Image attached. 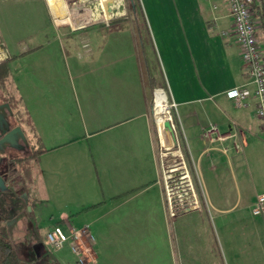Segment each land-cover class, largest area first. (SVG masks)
<instances>
[{
    "label": "crops",
    "instance_id": "0c3cea01",
    "mask_svg": "<svg viewBox=\"0 0 264 264\" xmlns=\"http://www.w3.org/2000/svg\"><path fill=\"white\" fill-rule=\"evenodd\" d=\"M138 2L147 36L143 31L140 40L137 29L136 35L143 55L148 48L153 54L161 84L146 63L135 61L126 22L109 27V47H69L53 30V25L61 32L67 29L56 24L60 17L54 0H45L50 26L42 14L28 13L22 20L21 2L0 0V43L8 59L9 82L32 120L37 148L44 149L37 162L44 195L33 210L43 216L39 209L44 208L47 222L61 221L65 229L93 223L97 264L106 260L96 246L116 240L113 229L117 226H109L107 217L124 214L134 199L146 196L159 173L151 122L153 87L163 86L176 102L177 131L192 150L200 151L205 173L211 164H220L218 146L237 135L243 148L251 142L264 148V141L256 140L261 130L254 99L241 107L226 96L233 87L253 90L232 36L226 0ZM62 5L73 28L69 0H62ZM258 37L263 49L264 36ZM90 55L94 58L88 60ZM88 70L95 74L86 84L93 88L92 97L86 94L85 80H80ZM211 125L217 128L212 140L203 137ZM217 134L223 138H215ZM92 205L81 214L92 213L91 220L79 223L81 215L76 214ZM164 212L166 216V208ZM168 230L175 264V232L169 223ZM212 247L221 259L214 235Z\"/></svg>",
    "mask_w": 264,
    "mask_h": 264
},
{
    "label": "rangeland",
    "instance_id": "374dc122",
    "mask_svg": "<svg viewBox=\"0 0 264 264\" xmlns=\"http://www.w3.org/2000/svg\"><path fill=\"white\" fill-rule=\"evenodd\" d=\"M17 1L21 2L22 20L26 19L28 13L42 14L44 22L48 26L52 25L45 0ZM138 1L141 3V0H69L73 22L71 28L62 0H54L55 14L60 17L56 24L67 28L61 32L53 25L54 33L65 46L92 50L100 46L109 47V27L126 22L130 27L135 61L146 63L159 82L154 56L149 48L148 53L143 55L132 23L133 17L141 22L140 8L136 14L131 11V6L137 5ZM262 51L264 53V48ZM93 58L94 55L88 56V60ZM3 59L6 60L5 52L0 53V60ZM0 65L2 68L7 67L4 62ZM82 73L84 75L80 80H85L86 94L92 97L93 88L86 84L94 80L95 74L93 70ZM10 84L9 78L4 84L0 83V97L10 94L17 97ZM156 88L166 91L163 86ZM152 96L153 90L151 122L156 134L159 164L156 182L146 189V196L131 202L126 213L118 212L107 217L109 226H117L113 229L116 230V240L104 242L100 248L96 246L97 251L100 250L106 264H173L169 223L172 233L175 232V264H264V216L251 213L257 193L264 188V148H257L253 142L243 148L239 135L228 139L226 143L223 141V145L216 149L221 154L218 158L220 164H211L207 174L200 165V151L192 150L181 134L177 132L175 139L166 131L159 134L153 117ZM18 108L22 111L19 104ZM22 124L30 150L21 153L22 156L13 165L7 168L0 166L7 185L0 192V232L12 242L23 260L36 264H77L66 246L57 250L45 244V234L52 226L57 224L64 230L65 226L61 221L47 222L49 216L44 208L39 209L43 216L37 214L36 209L33 210L34 203L44 195V189L37 162L32 156L38 144L28 126L24 122ZM258 139L264 141V132L257 134ZM161 140L164 145L160 149ZM234 142L239 144L237 151L233 148ZM29 152V157H23ZM87 211H80L76 215ZM91 214L81 215L79 223L90 221ZM179 221V225L174 224ZM86 225L90 229L87 233L93 236L94 224ZM213 235L217 239L221 259L212 247ZM84 238L77 248L83 252L85 264H97L95 239L92 242V239ZM85 248H88L87 252Z\"/></svg>",
    "mask_w": 264,
    "mask_h": 264
},
{
    "label": "built area",
    "instance_id": "2783aa9c",
    "mask_svg": "<svg viewBox=\"0 0 264 264\" xmlns=\"http://www.w3.org/2000/svg\"><path fill=\"white\" fill-rule=\"evenodd\" d=\"M230 16L233 24L232 36L234 41L240 48V57L246 78L253 84V90L250 91L245 87H233L226 91V96L231 99L236 106L245 107L248 104L249 98L254 99L255 115L259 121V127L264 132V53L260 46L258 37V21L255 18L254 5L259 0H226ZM162 90L165 96L164 100V119L159 123L156 120L155 105H156V92ZM153 104V117L157 125L159 134L163 131L169 132L174 138L177 131V123L174 117V110L176 109V102L169 98L163 88H154L152 96ZM168 121L170 129L164 127V122ZM215 125H211L203 132V137L212 140V133L216 132ZM217 139H222L223 136L217 134ZM175 139V138H174ZM164 142L161 140L159 147H163ZM233 148L237 151L239 144L234 142ZM172 211V210H171ZM251 213L255 216H264V193L256 195V200L251 207ZM85 227H69L63 229L60 225L52 226L45 234V244L50 249H61L64 246L68 248L70 253L74 256L77 264H85L83 252L77 248L78 243L82 242L84 236L86 240L94 237L87 233L89 231L88 225ZM84 244V243H83ZM88 251V248H85Z\"/></svg>",
    "mask_w": 264,
    "mask_h": 264
},
{
    "label": "trees",
    "instance_id": "16d2710c",
    "mask_svg": "<svg viewBox=\"0 0 264 264\" xmlns=\"http://www.w3.org/2000/svg\"><path fill=\"white\" fill-rule=\"evenodd\" d=\"M138 5L139 3L137 5L133 4L131 6V11L133 14H136L137 9L140 8ZM254 10H255V18L257 19L259 25L257 32L258 36L259 34H262L264 36V0H259V2L256 5H254ZM132 23L135 25L137 29L140 40H142L143 31H144V36L145 37L147 36V29L145 28L144 23L138 22L137 20H135L134 17ZM35 48L36 47H33L31 49H35ZM21 54H24V52H22ZM3 62L7 64L8 59ZM8 78H9L8 68L7 67L2 68L0 65V83L4 84L6 79ZM152 89H154V87ZM19 101H20L19 98L18 97L15 98L12 94L8 95L7 97L6 96L0 97V102L8 103L10 109L18 116L19 122L21 123L24 122L28 126L29 130L32 131L33 129L32 120L26 111H24L23 109L22 111L19 110L18 108ZM43 151L44 149L41 146H39L35 150V152L32 153V156L36 160V162H38L39 155ZM93 207L94 205L88 206L83 208L81 211L89 210ZM0 264H36V263L33 261H27L21 259L17 254L12 242L9 239L5 238L0 232ZM49 264H59V263L50 262Z\"/></svg>",
    "mask_w": 264,
    "mask_h": 264
},
{
    "label": "flooded vegetation",
    "instance_id": "af4514ba",
    "mask_svg": "<svg viewBox=\"0 0 264 264\" xmlns=\"http://www.w3.org/2000/svg\"><path fill=\"white\" fill-rule=\"evenodd\" d=\"M3 48L2 45L0 43V51L2 52ZM0 52V53H1ZM3 60H0V63H2ZM6 102H0V105L4 104ZM7 111V112H6ZM4 118L8 123V126H4L0 128V138L3 137V135L11 130L12 128L16 127V126H20L23 134L25 136V140L22 139L20 136H17L16 141L14 144H10V143H5L1 148H0V166H4V168L9 167L12 163H15L16 160L21 157L22 155H20L21 153L25 152V151H29L30 150V143L28 141V138L26 136L25 133V128L23 127V124L21 122H19L17 115H15V113L11 110V112H9L8 110H6L4 108ZM30 153L27 155H24L23 157H29ZM13 165V164H12ZM0 175L2 177V173L0 171ZM5 182V181H4ZM7 186V185H6Z\"/></svg>",
    "mask_w": 264,
    "mask_h": 264
},
{
    "label": "water",
    "instance_id": "95a60500",
    "mask_svg": "<svg viewBox=\"0 0 264 264\" xmlns=\"http://www.w3.org/2000/svg\"><path fill=\"white\" fill-rule=\"evenodd\" d=\"M1 52V51H0ZM4 108L6 110H8L9 112H11V109L8 105V103H4L2 105H0V128L4 126H8L7 121L4 118ZM164 127L167 129H170V124L168 121L164 122ZM17 136H20L22 139L25 140V136L23 134V131L21 129L20 126H16L14 128H12L11 130L7 131L2 138H0V148L5 144V143H10V144H14L16 141ZM6 184L3 180V178L0 175V192L4 191L6 189Z\"/></svg>",
    "mask_w": 264,
    "mask_h": 264
},
{
    "label": "bare ground",
    "instance_id": "6f19581e",
    "mask_svg": "<svg viewBox=\"0 0 264 264\" xmlns=\"http://www.w3.org/2000/svg\"><path fill=\"white\" fill-rule=\"evenodd\" d=\"M123 7H124V5H123ZM164 100H165V96L163 94V91L162 90H157V92H156L155 115H156V120L159 123V127L161 126V122L164 119V110H163L164 109V106H163Z\"/></svg>",
    "mask_w": 264,
    "mask_h": 264
}]
</instances>
